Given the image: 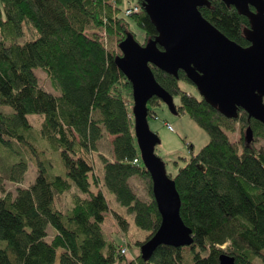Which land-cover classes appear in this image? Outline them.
I'll use <instances>...</instances> for the list:
<instances>
[{
  "label": "trees",
  "instance_id": "16d2710c",
  "mask_svg": "<svg viewBox=\"0 0 264 264\" xmlns=\"http://www.w3.org/2000/svg\"><path fill=\"white\" fill-rule=\"evenodd\" d=\"M208 1L198 8L201 15L228 39L248 46V18L222 0ZM121 3L139 11L124 16ZM126 17L141 29V41ZM28 28L31 36L22 40ZM128 33L142 45L157 34L140 0H0V155L10 158L0 168V264H53L57 251L59 264H219L221 254L235 264H264V124L242 109L236 118L223 116L180 88L179 82L191 84L184 71L173 76L152 65L161 87L179 97L177 113L192 119L208 140L174 175L167 173L192 244H161L149 260L142 259L140 246L161 217L136 143L131 84L116 64ZM35 68L57 94L39 83ZM161 102L148 100L149 116H157L149 105ZM32 114L41 120L36 131ZM235 131L233 141L229 134ZM107 135L113 137L110 159L97 147ZM95 151L102 174L96 172ZM29 161L36 168L34 181L6 192L4 176L21 182ZM132 176L144 181L147 200L129 184ZM106 191L146 231L134 241L138 254L121 253L122 246L104 235L109 211L125 233L129 226L127 215L110 207ZM64 195L70 196L66 209Z\"/></svg>",
  "mask_w": 264,
  "mask_h": 264
},
{
  "label": "water",
  "instance_id": "95a60500",
  "mask_svg": "<svg viewBox=\"0 0 264 264\" xmlns=\"http://www.w3.org/2000/svg\"><path fill=\"white\" fill-rule=\"evenodd\" d=\"M157 32L140 44L131 33L119 43L116 64L131 84L134 132L143 167L149 172L151 191L161 217L154 234L140 246L149 260L161 245L189 246L192 230L180 216L181 199L165 163L155 153L160 143L149 127L148 100L159 98L177 114L174 97L156 81L150 65L177 76L184 71L200 97L223 116L236 118L244 110L248 118L264 124V0H222L249 20L243 33L249 45L240 46L217 30L200 13L208 0H140ZM247 143L252 139L248 127ZM219 264H235L227 254Z\"/></svg>",
  "mask_w": 264,
  "mask_h": 264
},
{
  "label": "rangeland",
  "instance_id": "374dc122",
  "mask_svg": "<svg viewBox=\"0 0 264 264\" xmlns=\"http://www.w3.org/2000/svg\"><path fill=\"white\" fill-rule=\"evenodd\" d=\"M127 3L119 4L120 9L122 10V14L124 15V9ZM125 16V15H124ZM129 18V17H126ZM130 23V29L136 34L137 38L141 41L142 40V34L141 29L133 22L130 18L128 19ZM24 25V24H23ZM26 28V25L23 26ZM32 30L30 28L26 29L25 34L22 38H26L27 36H31ZM36 36V34H35ZM35 74L38 78L39 83L48 91L53 92L54 94H57V90H55L46 76V74L39 68H35ZM179 86L183 91H186L187 93L195 95L197 98H200L199 93L197 92L194 85L188 83V82H179ZM174 103L177 106L180 105L179 97H174ZM150 110H153L154 113L157 115L156 118H152L150 115L148 118L149 127L152 131L157 133L158 137L160 138V143L156 145L155 147V153L163 160L165 163V168L168 174L174 175L178 168L183 166L186 161L190 158V156L195 154L200 150L202 146H204L208 140L207 133L200 128L192 119H190L186 114L183 113H177L173 114L170 112L166 104L163 102L160 103L159 106H151L149 105ZM29 120L33 125V130L36 131L40 125V118L36 116V114L29 115ZM166 123L170 124L173 128V131L168 130ZM231 140H237L239 133L238 131H235L234 133L229 134ZM112 136H105L103 140H101L97 147L98 152H101L105 157L111 158L112 157V148H111V139ZM189 144H192V148L189 147ZM192 151V153H191ZM98 152H94V161L97 165L96 172L102 174V169H100L98 159ZM10 162V158L6 156L0 155V168H3L4 165L8 164ZM60 166V165H58ZM57 168V167H56ZM52 169H55V165H53ZM54 173H62L61 172H55ZM3 174V170H2ZM36 168L33 165L31 161H29L27 171L25 175L23 176V179L21 182L18 183H12L9 182L8 179L4 176V179L2 180V187L7 192H11L14 194L15 189L17 186H28L31 182L34 181L36 176ZM61 174V175H62ZM134 191L138 194V196L143 199L147 200L148 195L146 192L144 181L138 177L137 181L131 182ZM75 190L73 187L72 192ZM106 196L109 201L110 207L115 210L118 213L126 214L127 218L129 220V226L128 230L125 233L118 223L115 221L111 211L107 212L105 215V220L102 224V231L104 235L111 239L115 245L119 246H125V243L128 242V253L127 256L131 257L134 255V253L138 254L139 249L134 244L135 239L142 240L144 239L146 235V231L139 229L134 224V220L132 219L131 215H129L125 209L119 205L114 195L108 191H106ZM63 208L66 209L70 205V196L64 195L62 199ZM49 237L52 236V231L49 228L48 229ZM59 251H57V256L53 264H59ZM119 264V263H116Z\"/></svg>",
  "mask_w": 264,
  "mask_h": 264
},
{
  "label": "built area",
  "instance_id": "2783aa9c",
  "mask_svg": "<svg viewBox=\"0 0 264 264\" xmlns=\"http://www.w3.org/2000/svg\"><path fill=\"white\" fill-rule=\"evenodd\" d=\"M137 11H139V7L137 5L130 6V7L124 9V15L125 16H129V15H131V14L137 12ZM166 126H167L168 130L173 131V128H172V126L170 124H166ZM133 162L137 163L138 159L134 158ZM120 250H121V253H123V254L128 253V249H127L126 246H122Z\"/></svg>",
  "mask_w": 264,
  "mask_h": 264
},
{
  "label": "crops",
  "instance_id": "0c3cea01",
  "mask_svg": "<svg viewBox=\"0 0 264 264\" xmlns=\"http://www.w3.org/2000/svg\"><path fill=\"white\" fill-rule=\"evenodd\" d=\"M180 84V83H179ZM157 116H155V117H152V118H156ZM138 180V177H136V176H132V177H130V179H129V184L132 186V183L131 182H133V181H137ZM133 187V186H132ZM112 213V212H111Z\"/></svg>",
  "mask_w": 264,
  "mask_h": 264
}]
</instances>
